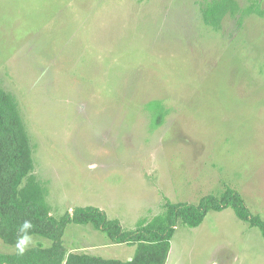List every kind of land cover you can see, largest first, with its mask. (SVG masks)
<instances>
[{
  "label": "rangeland",
  "instance_id": "obj_1",
  "mask_svg": "<svg viewBox=\"0 0 264 264\" xmlns=\"http://www.w3.org/2000/svg\"><path fill=\"white\" fill-rule=\"evenodd\" d=\"M212 1L0 0V87L52 216L92 205L132 230L164 198L196 204L230 186L264 219V15L214 28L202 18ZM151 100L167 109L157 127ZM63 243L107 259L135 249L91 224H68ZM170 247L168 264H264L259 228L230 207L179 224ZM16 250L0 239L1 253Z\"/></svg>",
  "mask_w": 264,
  "mask_h": 264
},
{
  "label": "trees",
  "instance_id": "obj_2",
  "mask_svg": "<svg viewBox=\"0 0 264 264\" xmlns=\"http://www.w3.org/2000/svg\"><path fill=\"white\" fill-rule=\"evenodd\" d=\"M239 13V25L245 16L264 15V9L254 0L241 8L237 0H214L202 9L204 22L214 28L229 14ZM13 95L0 87V239L17 245L21 238L20 225L31 222L27 237L39 236L50 241L48 246L27 247L22 255L1 253L0 264H164L171 238L180 224L189 228L199 226L209 211L230 207L236 217L250 226L258 227L264 238V219L253 214L241 194L226 186L219 194H207L199 201L172 202L164 198V211L150 220L141 219L132 230H124L118 219L107 218L105 212L92 205L77 206L59 217L52 216L45 200L46 190L31 171L33 160L29 139ZM152 112L151 126L162 124L167 109L159 100L145 105ZM91 224L113 243L134 245L131 260L107 259L87 253H66L63 243L68 224Z\"/></svg>",
  "mask_w": 264,
  "mask_h": 264
},
{
  "label": "clouds",
  "instance_id": "obj_3",
  "mask_svg": "<svg viewBox=\"0 0 264 264\" xmlns=\"http://www.w3.org/2000/svg\"><path fill=\"white\" fill-rule=\"evenodd\" d=\"M32 227L30 221H24L19 228V232L22 234L21 238L17 242V254L22 255L30 244V238L27 237V230Z\"/></svg>",
  "mask_w": 264,
  "mask_h": 264
},
{
  "label": "crops",
  "instance_id": "obj_4",
  "mask_svg": "<svg viewBox=\"0 0 264 264\" xmlns=\"http://www.w3.org/2000/svg\"><path fill=\"white\" fill-rule=\"evenodd\" d=\"M166 260H168L167 264L171 262V247L169 248ZM166 260H165V262H166ZM165 262H164V264H165ZM211 264H213V263L211 262ZM215 264H217V262Z\"/></svg>",
  "mask_w": 264,
  "mask_h": 264
},
{
  "label": "water",
  "instance_id": "obj_5",
  "mask_svg": "<svg viewBox=\"0 0 264 264\" xmlns=\"http://www.w3.org/2000/svg\"><path fill=\"white\" fill-rule=\"evenodd\" d=\"M131 259H132V257L128 258V260H131Z\"/></svg>",
  "mask_w": 264,
  "mask_h": 264
}]
</instances>
